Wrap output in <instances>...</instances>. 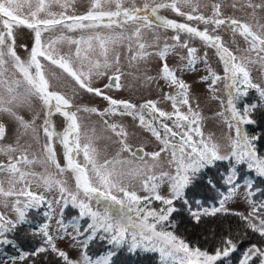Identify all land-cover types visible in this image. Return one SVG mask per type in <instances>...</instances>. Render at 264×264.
<instances>
[{
	"label": "snow or ice",
	"instance_id": "1",
	"mask_svg": "<svg viewBox=\"0 0 264 264\" xmlns=\"http://www.w3.org/2000/svg\"><path fill=\"white\" fill-rule=\"evenodd\" d=\"M52 3H59V0H36L35 8L32 9L31 0H0V115H6L11 123L0 118V153L8 157L7 162H0V173H7L9 187H3L0 181V197H15L11 204V210L15 218L0 212V246H16L15 235L19 228L24 225H33L34 217L30 219L32 212L40 213L42 206L47 205V211L42 215L49 220L54 212L53 204L61 206V219L57 221L59 229L67 233L66 225L63 221V211L69 204L78 209V215L73 217L71 227L75 232L73 239L84 237L82 243L86 249L88 243L98 236L102 241H107L112 246L106 256L95 261L86 254L83 264H112V257L117 255V250L127 246L129 253L137 250L158 252L162 264H218L220 261H227L231 254L237 251L238 245L232 238L227 237L221 241V246L217 247L214 254L202 251L199 247L191 248L181 237L167 230L168 225L174 227L170 217L178 209L175 201H182L190 215L200 221L201 215H216L220 212H227L224 204L229 200L239 187L235 181L239 178L238 169L235 165L247 164L249 170L255 169L258 176L264 177V156L258 155V136L249 135L244 126L255 124L252 118L254 111L260 105L258 103L244 104L243 108H238L240 101L247 97L249 89L258 92L261 102H264V87L253 83L248 65L254 63H264V25H260L261 31H255L252 24L243 22L235 18H221V5H213V15L206 17L203 14H196L199 8V0H171V3L149 4L142 7H125L124 0H93L90 10L84 15H65L51 12L49 9ZM27 5L29 12L21 16V9ZM106 5H114L105 7ZM181 6L191 8L190 12L182 11ZM66 8V5H61ZM235 7V5H233ZM248 8L253 10L264 8V3L254 4L249 0ZM171 8L177 14L184 16L188 21L196 20L205 25H213L212 32H215L222 25H227L233 34H239L248 43L249 47L244 51L254 53L255 59L251 55L237 57L228 47L224 46L220 35L210 34L206 27L199 30L188 23H178L177 21L159 16L158 9ZM44 13V16H41ZM160 21L157 27L173 29L177 33L184 32L190 37H197L206 46L216 49L217 55L224 65V76L217 75L209 68V76L202 79H211L210 88L224 80V87L227 94L226 108L229 116L225 119L229 129H234L235 136L230 137V153H221L220 145L205 140L199 126V114L195 112L188 99V85L179 80L175 71L170 69L164 59L169 48L175 45L165 44L163 50L158 54L164 59L162 64V78L169 81L170 85H176L180 89L176 96L166 94V99L172 100L174 111L167 112L157 107L155 101L148 100L143 104L136 105L128 100L114 99L106 95L99 87L92 85L93 77L107 75V70L113 68V63L108 59L109 42L116 43L119 40L129 41V51L132 52V43L135 41L137 50L131 56L132 60L144 59L151 53L146 51V44L141 41L142 31L151 28L154 21L150 15ZM70 21L71 23H66ZM103 25L108 28H119L120 32L114 37L101 38L99 34L79 40L71 37L59 36L50 38L48 43L42 41L45 32L53 31L57 26L75 29H93ZM24 26L34 33V43L28 53L27 59H22L16 51L14 28ZM99 41L101 49L100 59H92L90 55L94 52L91 41ZM177 42L180 36L173 37ZM61 40H68L77 46L75 59L79 62V68L74 67V61L70 56L60 55L55 45ZM81 43L87 44L86 49H81ZM182 47L187 49L188 63L185 67H194L198 60H203L207 64V54L204 57L196 55L197 49L189 47L184 42ZM83 52V55H82ZM43 60L58 66L65 73L74 79L81 89H86L89 93H94L98 97H103L108 103V107L102 111L95 108H84V111L97 113L101 117L113 115H128L137 120L139 125L149 131L160 142L162 147L159 151L143 153V149L132 152L134 158H138L141 163L130 167L127 171L117 170L111 160L103 163L97 161L96 149L90 143L80 142V124L77 121L75 111H71L73 105L70 98L64 93L53 91L50 80L47 78L42 63ZM115 64H119V55L115 58ZM17 73L19 75H17ZM115 75L109 76L110 83L105 87L119 89L121 87L120 69L115 68ZM151 79V78H149ZM179 97V99H178ZM41 102L42 110L36 113L31 120L19 114L18 109L33 107V101ZM222 105L225 103L221 101ZM188 106L187 112L181 111V106ZM80 109H77L79 111ZM54 113H61L67 121V127L63 133L57 132L50 117ZM43 116L41 125L47 142L43 145L45 166L44 173L29 171L25 166L39 163V159L28 155V148L31 145H21L20 137L31 131L34 138L38 139L39 131L35 126L38 116ZM223 115V113H220ZM159 120V127H157ZM165 121L172 122V126ZM107 124L108 121L105 120ZM109 128L120 138L121 151H131L126 143L127 133L122 125L111 123ZM163 129V133L160 129ZM13 131L16 133L15 143L4 144L6 137ZM193 133L200 139H194ZM59 139L64 146L66 165L62 167L55 158V150L52 147L53 138ZM83 153V163H79L76 157ZM138 153H143L139 155ZM162 153H168V164L174 169L173 172H161L157 175H147L142 181V190L147 193L140 195L138 192L124 184L125 177H143L146 172L159 166ZM119 155V154H118ZM151 157L153 163L149 164L144 160V156ZM234 159L235 164L228 175L222 179L229 185L227 194L222 195L219 207H212L211 210L192 208V203L199 205V200L190 201L188 196L196 186L198 177L217 161ZM115 163L121 165L130 164V161L119 160ZM52 164L57 169L56 175L48 172L47 165ZM71 170L75 175V189H70L66 181L59 178L60 174ZM38 177L37 187H43L46 191H58L59 196L55 200H47L43 194L31 190V179ZM167 181L169 185V195H162L159 191L161 183ZM22 184L18 190L16 186ZM252 181H247V187L252 189ZM209 190H215L216 184L209 180L206 186ZM196 193L193 192V195ZM249 191V195H251ZM23 198V199H21ZM159 201L161 207L151 208L152 201ZM4 208L9 207L8 201H0ZM245 221V228L254 233H258L264 238V201L258 206H253L248 215L235 213ZM83 221V224L81 223ZM50 225L42 223L38 229L33 227L32 235L39 234L43 238V245L36 248L31 253L21 250L18 255L11 256V264H35L33 257L41 253L51 252L62 258L64 264H81V261L72 260L66 252L57 247L54 237L49 232ZM62 238V237H60ZM264 264V246L252 244L248 247L239 259L238 264Z\"/></svg>",
	"mask_w": 264,
	"mask_h": 264
},
{
	"label": "rangeland",
	"instance_id": "2",
	"mask_svg": "<svg viewBox=\"0 0 264 264\" xmlns=\"http://www.w3.org/2000/svg\"><path fill=\"white\" fill-rule=\"evenodd\" d=\"M23 2V0H21ZM48 2V0H46ZM249 0H199V8L196 14H203L206 17H211L213 15V5H221V18H235L243 22H247L253 25L255 31H261L260 25H264V8L261 9H251L247 7ZM254 4L264 3V0H251ZM32 9L34 10L36 0H31ZM93 0H59V3H52L50 11L56 13L58 16L60 13H65V15H84L90 10ZM145 3L152 5L159 3H171V0H124V6H132L133 4L137 7H142ZM61 5H66V8L61 7ZM235 5V7H233ZM112 7L114 5L105 6ZM182 11L190 12L191 8L188 6H181ZM29 8L25 5L21 9V16L27 15ZM159 16L168 17L171 20L177 21L178 23H188L191 26L197 27L199 30H204L206 27L209 29L210 34L220 35L224 46L228 47L237 57H243L245 55H251L255 59L254 53H246L244 50L249 47L248 43L244 40L242 36L238 33L233 34L232 30L227 25H222L215 32H212L213 25H205L202 22L196 20L188 21L184 16L177 14L171 8H161L158 9ZM150 19L154 21L151 28H145L142 31V38L140 42L146 44V51L151 53L144 59L132 60L131 56L137 50V45L135 41L132 43L133 51H129V41L127 39L119 40L116 43L109 42L108 47V59L113 63V68L107 70V75L101 77H93L92 85L94 87H99L103 90L106 95L113 97L114 99L128 100L136 105L145 103L148 100L155 101L157 107L161 110L172 112V100L166 99V94L176 96L180 89L176 85H170L169 81L162 78V64L164 59H166L167 65L170 69L175 71V75L179 80H182L186 85H188V99L192 109L199 114V126L201 132L203 133V138L205 140H211L212 142L220 145V150L222 154H229L231 149L230 137L235 136L234 129H229L228 122L225 119L229 116V113L225 110L227 94L224 87V80L221 79L218 81L214 88H210L211 79L204 80L203 77L209 76V68L214 71L217 75L224 76V65L217 55L216 49L208 47L203 41L197 37H190L187 33L180 32L177 33L173 29H165L163 27H157L156 25L160 21H156L155 17ZM41 16H44V13H41ZM166 18V19H168ZM71 23V22H66ZM120 32L119 28H108L101 25L100 27L93 29H75L68 30L67 28L57 26L53 31L45 32L42 35V41L48 43L50 38H55L59 36L71 37L73 39L79 40L81 37L86 41L88 37L100 35L101 38L115 36ZM179 34L180 41L177 42L173 39L174 36ZM15 35V47L17 54L22 59H27L28 53L30 52L31 47L34 43V33L32 30L27 27L20 26L14 28ZM187 42L189 47H194L197 49L196 55L198 57H204L207 54V64L201 59L198 60L194 67H185L188 63L187 49L182 47L183 43ZM94 52L90 55L92 59H100L103 61V57L100 55L101 49L99 47V41L93 39L91 41ZM165 44L175 45L173 48H169L168 53L164 59L159 56V52L163 50ZM78 45L74 43H69L68 40L59 41L55 47L57 52L60 55L70 56L74 61V67L79 68V62L75 59V50ZM81 49H86L87 44L81 43L79 45ZM83 55V52H82ZM119 55V64H115V58ZM42 63L45 65L44 71L47 78L50 80L51 89L53 91H59L64 93L70 98L73 105L71 111L76 112L77 121L80 124V142L81 145L84 143H90L91 147L96 149L97 161L103 163L105 160H111L114 162L117 170L127 171L130 167L139 165L141 161L138 158L132 156V152H138V150L143 149V153H151L154 151H159L162 145L149 131L144 127L140 126L137 120H134L131 116L128 115H113L101 117L97 113L84 111V108L95 107L99 110H103L108 107L107 101L103 97H98L94 93H89L86 89H81L74 79L65 73L58 66L51 64L48 61L41 58ZM119 67L120 69V85L119 89L112 87H105L110 83L109 76H113L115 73V68ZM250 76L253 83L259 84L264 87V63H254L248 65ZM17 75H19L17 73ZM151 78V79H149ZM252 92H249L248 95L252 97L253 103H258L264 107V102L260 101L258 92L255 89H251ZM179 99V97H178ZM221 101L225 103L222 105ZM188 106H181V111L187 112ZM77 109H80L77 111ZM42 110L41 102L39 100L33 101V107L20 108L18 109L19 114L23 115L26 120H31L36 113H40ZM223 113V115H220ZM0 118L11 123L9 118L6 115H0ZM43 116H38L35 120V126L39 131L38 139L34 138L31 131L26 135L20 137L21 145H31L28 148V155L30 158L35 156L39 159V163L35 165L25 166L29 171H35L37 173H44L45 166L43 165L44 159V150L43 145L47 142L46 137L43 134L41 125L43 124ZM55 129L57 132L63 133L67 127L66 118L61 113H54L50 117ZM105 120L108 123H105ZM172 126V122L165 121ZM117 123L122 125L124 130L127 133L126 143L130 146L131 151H121L120 138L115 135V133L109 128V124ZM157 127H159V120H157ZM160 131L163 133V129ZM16 133L13 131L8 135L3 142L4 144L15 143ZM194 139H200L193 133ZM52 147L55 150V158L60 163L62 167L66 165L65 159V149L64 146L59 142V139L53 138ZM143 153H138L143 155ZM119 154V155H118ZM258 155H260L258 153ZM261 156V155H260ZM83 153L81 152L79 156L76 157L77 162L83 163ZM169 154L162 153L159 161V166L153 168L150 172H146L143 177H125L124 184L130 188L136 190L140 195H146L142 190V181L147 178V175H157L161 172H173L174 169L168 164ZM8 157L0 153V162H7ZM124 160L130 161V164L121 165L115 163L116 161ZM144 160L149 164L153 163L151 157L144 156ZM232 159L228 162L221 164L216 162L214 166L209 167L205 170L204 179L198 178L195 188L192 192H189V200H199L201 203L197 205L192 203V208L195 210L197 208L203 209L208 208L211 210L212 207H219L220 200L222 195L227 194V189L229 185L225 183V180L222 179L226 177L229 171L232 169ZM48 172L56 175L57 169L52 164L47 166ZM238 179L235 181L239 184V187L236 189L232 197L227 200L224 204V207L231 214L243 213L248 215L252 210L253 206H258L261 201V196H264V190L260 191L257 187L259 183L253 184L252 189L249 190L247 187L248 179L243 177L242 172H238ZM203 176V175H202ZM59 178L63 181H66L67 186L70 189H75V175L71 170L65 171L60 174ZM31 179V190L40 194H43L47 200H55L58 198V191L54 190L52 192L46 191L43 187H37L39 183V178L34 177ZM212 180L216 184L215 190H209L206 186L208 181ZM0 181H3V187L7 189L8 184V175L7 173H0ZM22 184L16 186L17 190L22 187ZM159 191L162 195H169V185L167 181L160 184ZM251 191V195H249ZM193 192L196 194L193 195ZM7 200L9 203L8 208H4L0 205V212L15 218V214L11 210V204L15 200V197H0V201ZM23 199V198H21ZM182 201H175V205H179ZM160 203L159 201H152L149 207L154 208V204ZM176 207V206H175ZM54 212L52 213V218L49 220L47 217L44 219V223L50 225L49 232L54 237H57L55 240L57 247L66 252L70 259L81 261L83 264V258L86 254L91 260L95 261L102 256L94 253L100 244H90L85 249L83 246L84 237H79L78 239H73L75 232L71 227V222L73 217L78 215V209L73 208L71 204L63 211V221L66 225H69L67 228V233L65 234L62 230L59 229L57 223L61 219V206L53 204ZM178 208V207H176ZM184 208V207H183ZM179 209V208H178ZM185 209V208H184ZM47 211V205L42 206L41 212ZM181 212H174L171 216L172 218H179ZM226 213V212H222ZM226 213V214H230ZM188 216V215H187ZM239 217L238 215H235ZM187 218V217H186ZM242 220V219H241ZM42 219H40V222ZM180 223H186L185 221H177L178 225ZM213 223V222H212ZM169 231H173L167 229ZM178 230V231H177ZM174 232L175 235L183 238L188 244L190 242L187 240L188 237L185 235V229L181 227ZM181 230V231H179ZM180 233V234H179ZM231 230L227 232L229 235ZM62 237V238H60ZM187 238V239H186ZM191 241V240H190ZM235 243L237 241L234 240ZM215 242L208 240L202 246L195 245L193 248L201 247L202 251H208L210 254H214L215 250L219 245H216L215 248L207 247V245H213ZM251 245L245 243L239 247V250L231 254V263L236 264L237 260L242 257L243 252L250 247ZM212 250V251H211ZM158 253V252H156ZM159 254V253H158ZM9 259L0 262V264H8Z\"/></svg>",
	"mask_w": 264,
	"mask_h": 264
},
{
	"label": "trees",
	"instance_id": "3",
	"mask_svg": "<svg viewBox=\"0 0 264 264\" xmlns=\"http://www.w3.org/2000/svg\"><path fill=\"white\" fill-rule=\"evenodd\" d=\"M249 92H252V90L249 89L248 93ZM250 103H253L252 97L247 95V97L243 98L240 101L237 107L241 108L242 110L244 104ZM252 118L256 121V123L252 125H246L244 127L249 135H255L260 138L256 142L257 150L261 156H264V107L261 105L257 107L252 115ZM229 160L217 162L224 164V162H228ZM232 162L233 167V165L235 164L234 159H232ZM235 167L238 169V172L243 173L244 178L251 180L252 184H256V182L259 183L257 187L261 189L260 191L264 190V177L258 176L255 172V169L249 170L246 163L243 165H235ZM204 176L205 171L198 178L204 179ZM261 199L264 200L263 195L261 196ZM161 206V203L154 204V208H159ZM175 206L179 208H177V212H181L179 214L180 217H170V221L174 223V227L169 224L167 229L175 231L183 227L185 229V235L186 237H188V239H186L190 242L189 246L191 248H193V246L195 245L202 246V244L204 245L208 240H212L213 242H215V244L207 245V247L215 248L216 245H219L220 247L221 241L227 237L232 238L233 241H237V251L239 250V247L244 243L245 245L249 243L250 245L257 244L264 246V238H261L258 233H254L250 229L246 230L245 221L239 219V217H236L235 214H231L230 212H226L230 214L220 212L216 215H201L200 221L197 222L190 215L183 202ZM42 213L43 212H32L30 214V219H32L33 217L35 218L33 221V225H24L17 230L15 235L16 246H0V262L5 261L6 259L8 260L11 256L18 255L21 250L31 253L36 248L43 245L44 242L42 236H40L39 234H31L33 231V227L38 229L39 225L44 223L45 217L42 215ZM40 219H42L41 222ZM179 220L185 221L186 223H180L181 225H178L177 221ZM81 223L83 224V221ZM229 230H231V233L228 235L227 232ZM95 243H98L100 245L96 249H94V253L102 257L106 256L109 250H111L112 248V246L109 245L106 240H100L99 236L95 240L89 242L88 245ZM230 258L231 256L227 258V261H220L218 262V264H230L232 261ZM32 260L35 261V264H64L62 258L58 257L54 253H51L50 251L41 253L38 256L33 257ZM8 264H11L10 259ZM29 264H31V262H29ZM112 264H162V262L160 255L156 252L137 250L135 253H129L127 251V246H125L117 250V255L112 257ZM169 264H171V262H169ZM236 264H238V260Z\"/></svg>",
	"mask_w": 264,
	"mask_h": 264
},
{
	"label": "flooded vegetation",
	"instance_id": "4",
	"mask_svg": "<svg viewBox=\"0 0 264 264\" xmlns=\"http://www.w3.org/2000/svg\"><path fill=\"white\" fill-rule=\"evenodd\" d=\"M88 11H89V10H88ZM88 11H87V12H88ZM164 18H168V17H164ZM168 19H171V18H168ZM66 22H70V21H66Z\"/></svg>",
	"mask_w": 264,
	"mask_h": 264
}]
</instances>
